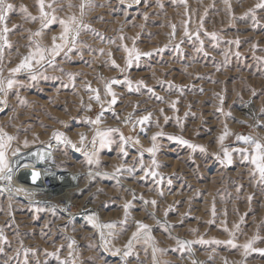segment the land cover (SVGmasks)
Instances as JSON below:
<instances>
[{
  "label": "rangeland",
  "instance_id": "374dc122",
  "mask_svg": "<svg viewBox=\"0 0 264 264\" xmlns=\"http://www.w3.org/2000/svg\"><path fill=\"white\" fill-rule=\"evenodd\" d=\"M9 2L16 6L7 22L13 29L9 33L13 47L5 50L0 78H8L9 69L27 55L30 36L50 46L52 37L61 31L56 24L51 30L44 29L42 36H32L41 25L38 20H25L19 6H27L38 16L35 0ZM69 2L74 7L69 8ZM80 3L63 0L62 5H55V14L79 18ZM256 3L258 0H229L228 4L225 0H141L139 4L134 0H92L82 17L87 28L67 57L61 54L53 66L36 69L35 80L28 72L15 76L19 83L7 96L0 93V99L7 100V105H0V128L16 137L8 159L11 166L18 161L20 165L42 153L39 170L57 181L60 191L35 190L45 185L23 175L24 165L10 185L0 181V189H13L0 192V231L7 241L0 240L4 249L0 264H24L25 251L28 264H58L45 253L59 250L60 259H65L72 241L75 264H264V252H245L242 247L259 237L253 247L264 249V186L252 178L251 166L238 154L233 153L231 165L222 163L218 141L225 125L233 133L224 141L229 150L245 147L236 135L264 139V10L257 9L253 18L249 10ZM185 23L191 39L184 36ZM213 33L216 39H212ZM124 45L152 55L141 56L138 64L134 61L121 72L111 61L125 68L128 54ZM113 79L121 83L112 85L117 103L110 106L105 84ZM126 80L132 82L131 90ZM89 85L99 90L100 102L90 99L94 94ZM173 101H177L175 111L170 107ZM148 113L151 123L141 132L135 122ZM101 114L99 125L88 122ZM109 129L119 131L112 132L113 142L101 148L97 130ZM53 132L64 133L71 143L52 139ZM157 132L164 135L156 141L155 159L160 167L153 168V157L144 149L152 146L151 137ZM81 134L86 137L83 144ZM121 135L132 138L124 145L127 156L120 152ZM169 136L199 147L193 150ZM137 137L139 144L134 143ZM16 149L19 156L12 155ZM94 151H98L93 157L98 163L89 164L85 153ZM141 156L143 168L138 162ZM129 168L134 171H127ZM153 170L159 175H145ZM153 200L155 206L144 203ZM129 202L125 217L124 205ZM92 215L97 223L115 227H94L89 220ZM136 221L148 224L154 239L147 244L134 242L133 255L125 258V245L136 231ZM177 241L190 243L181 247ZM153 247L160 249L155 260ZM117 248L119 256L113 255Z\"/></svg>",
  "mask_w": 264,
  "mask_h": 264
},
{
  "label": "snow or ice",
  "instance_id": "6c2138e0",
  "mask_svg": "<svg viewBox=\"0 0 264 264\" xmlns=\"http://www.w3.org/2000/svg\"><path fill=\"white\" fill-rule=\"evenodd\" d=\"M135 3L139 4L141 0H134ZM182 3L186 2V0H181ZM63 0H35L36 7L38 8V16L32 15L27 6L20 5L19 11L23 15V18L28 21H39L41 25V30L37 31L35 33H32V36H42L44 29L51 30V26L58 24L60 26V34L59 36H53L52 42L50 46H43L39 41H35L31 39V36L29 39V45H26V47H29V51L27 55H24L22 59L20 60V63L17 64L16 67L9 69V77L8 78H0V93H3L5 96H7L8 92L12 90L19 82L17 79H15V76L21 72H28L30 73V78L32 80L37 79L36 75V69L39 67H43L45 64H48L49 66H53L56 63V58L60 57L61 54H63L65 57L68 56V53L72 52L79 43V36L81 31L87 28V25L83 23L82 17L85 14V9L87 7H90L92 5V0H81V3L79 4L80 9V17L78 18L75 14L68 15L65 18H61L57 16L55 13L57 12V8L55 5H62ZM225 3L228 4L229 0H225ZM68 7L72 8L74 5L71 4V2L68 3ZM162 7V5H161ZM229 7L230 4H229ZM264 10V0H258V3L255 4L254 8L250 9L249 12L255 18L256 10ZM62 10V7L61 9ZM16 11V6L13 3H10L9 0H0V64L3 63L4 60V53L6 49H11L13 47L12 43L9 40V33L13 31V29H9L7 26V22L9 20V14ZM202 26V25H201ZM19 27L14 26V28ZM173 32L171 35L175 36V25L172 26ZM184 36L188 37L189 39L192 38V35L189 33L187 23H185L184 26ZM196 38L199 39V33H196ZM216 34H212V39H216ZM121 39H124L121 37ZM59 41V42H57ZM201 45H203V41H200ZM237 45L239 44V41H234ZM178 47V46H177ZM124 51L128 54L125 68H120V65L116 64L115 60L111 61V64L113 67L118 68L121 72H124L126 68H130L133 65V62L135 61L137 64L141 59V56H151L152 53H141L137 48L132 47L128 48L127 45L123 46ZM202 51L201 49H199ZM159 51H163L162 49H158ZM239 55V53H237ZM109 56H111V53H109ZM3 69L0 68V77H2ZM121 81L119 80H111L110 82L105 84V95L111 96V100L109 101V105H115L117 103V96L116 93L112 89L113 84H119ZM125 83L128 84L129 90H131L132 82L131 81H125ZM139 84H143V81L138 82ZM89 90L94 94L90 97V99H94L97 102H100L101 97L99 94L98 89H93L89 85ZM149 91H152V89H149ZM157 100H160L163 102L164 98L157 96ZM176 103L177 101H173L170 105V107L175 111L176 109ZM223 103V99L221 98V104ZM0 105H7L6 99H0ZM89 109H91V105L88 106ZM103 109V105H102ZM219 111L223 112V109H218ZM0 111H3V109H0ZM161 114H163L164 110L160 109ZM185 115H188L187 113ZM101 115H98L95 120L88 121L89 123L93 125H99L101 123ZM151 117L152 114L148 113L147 115H144L140 117L135 123L141 126V132L145 131L144 126L149 125L151 123ZM131 117H129L130 120ZM165 122L169 120V117H164ZM179 121V118H177ZM126 122H128L126 120ZM157 126H159L157 124ZM264 127V126H262ZM118 129H109L105 132H100L97 130L96 135L100 138V147L104 148L111 144L113 141L111 139V133L112 132H118ZM164 133L157 132L151 137L152 146L144 149V151L150 153L153 157L152 159V166L153 168H158L160 165L157 163L155 156L158 151V145L156 143L158 137L163 136ZM233 133L229 131L227 125L224 126L223 132L218 137V141L221 145V152L223 155L222 163H225L227 165H231L233 163V153H236L240 156L241 161L250 165L252 171L250 172V175L253 179L258 178V183L261 186H264V139L257 138L253 136L248 135H236V140L240 141L245 145V147H239V148H233L229 150L227 146L224 145V141L232 136ZM16 139V137L9 135L7 132L4 131L3 128H0V181L6 182L7 185L11 184L12 178H13V167L10 164V161L8 159V150L11 147L12 141ZM52 139L64 143V144H70L71 141L68 140V138L64 135V133L61 132H53ZM86 137L81 134L80 136V142L81 144L84 143V140ZM131 137H124L123 135L120 136V152L127 156V152L125 151L124 145L128 144L129 140H131ZM168 139L174 140L179 142L182 145H187L189 148H192L195 150L197 145H192L189 143V141L183 139L179 136H169ZM92 143L95 145L96 139L93 138ZM135 144H139V138L137 137L134 141ZM24 146L28 147V142L25 140ZM72 147L76 148V145H72ZM77 150H81L77 148ZM203 151V148L200 149ZM19 154V149H16L13 151L12 155L17 156ZM32 155H38L37 153H32ZM86 156H88V163L91 164L93 162L98 163V160L94 161L93 157H96L98 155V151H94L89 155L88 153H85ZM38 159L43 160L44 156L42 153L38 155ZM141 164V168H143V160L142 156L140 160L138 161ZM24 167H27V165H24ZM121 171V169H117V172ZM129 172H133L134 169L129 168L127 169ZM146 176L150 175L152 177H156L159 174L156 171H149L145 173ZM32 182L35 183L36 180L39 178L40 173L39 172H32ZM158 183L160 181H157ZM171 183V181H168ZM8 191L12 192L13 189L11 187H5L4 189H0V192ZM17 193L23 191L22 189H15ZM162 195V193H161ZM249 201H251L252 197H248ZM145 204L151 203L153 206H155L156 201L153 200L151 202L145 201ZM131 207V203H126L124 205V211H125V217L128 215V209ZM213 215H215V207H213ZM167 214V213H166ZM243 219V218H241ZM89 220L92 223V225L96 228H108L112 229L115 227L114 224H106L101 225L97 223V219L94 215L89 216ZM159 223V222H157ZM136 231L132 233L131 238L128 240L127 244L125 245V251L123 252V257L127 258L131 255H133V247L134 242L140 243L143 241V243L147 244L150 241H152L154 238L151 235V228L148 224L142 223L140 221H136ZM237 229L239 228V225L235 226ZM225 231H228L227 227L224 229ZM109 236L113 235L111 231L108 233ZM230 235H234L233 233H230ZM101 238L104 239V234L101 232ZM259 239V237H253V239L249 240L247 243H245L242 247L244 248L245 252L252 250V251H261L264 252V249H256L253 247L256 240ZM0 240L6 241V237L3 236L2 231H0ZM201 243H207L206 241H200ZM75 243V241H72V243L68 244L67 247L69 249L68 257L65 259H60L59 256V250L52 253H45L48 256H53L58 261V264H75V261L73 259V252H72V246ZM107 244V241H105ZM178 244H180L181 247H184L185 244H188L190 242H182L177 241ZM215 243H220L219 241H215ZM228 244L232 245L233 247H236L233 240H228ZM3 248H0V252H3ZM160 251V249H157L153 247L152 253H153V260H155V254L156 252ZM121 254L120 249H116L113 255L119 256ZM19 255V253H18ZM25 260L24 264H28L27 259V251L24 253ZM195 264V262H193Z\"/></svg>",
  "mask_w": 264,
  "mask_h": 264
},
{
  "label": "bare ground",
  "instance_id": "6f19581e",
  "mask_svg": "<svg viewBox=\"0 0 264 264\" xmlns=\"http://www.w3.org/2000/svg\"><path fill=\"white\" fill-rule=\"evenodd\" d=\"M34 148V147H33ZM37 150H39V148L37 149ZM40 151V150H39ZM38 151V152H39ZM21 153V152H20ZM22 153H24V152H22ZM40 153V152H39ZM38 154V153H37ZM19 156V155H18ZM18 158V157H17ZM40 160L39 159H32L31 161H26V162H21V164L19 165V161L17 162V163H13L12 164V167H13V176L15 177V175L17 174V172H19V170L21 169H19V166H21V165H27V167H23V168H25L24 170V172H25V174H23V175H27L28 176V174L31 176V173L32 172H39L40 173V176H39V180L45 185L44 186V188H42V189H37V188H34L35 190H42V191H45V192H50V191H60L59 190V183L57 182V181H53L52 179H50L47 175H46V172L44 173V172H42V171H40L39 170V167H40ZM27 171V172H26ZM18 176V175H17ZM19 177V176H18ZM32 177H30V179H31ZM37 179V180H38ZM17 180V179H16ZM19 181V180H18ZM61 185V184H60ZM43 187V186H42ZM51 190H50V189ZM50 190V191H49ZM41 193V192H40ZM48 196V195H47ZM51 196V195H50ZM44 197V196H43ZM40 199V201L41 202H45V201H47L46 199H44V198H39ZM61 200V199H60ZM59 200V201H60ZM68 202V201H67ZM68 204V203H67ZM87 209V208H86ZM61 210V209H60ZM77 215V214H76Z\"/></svg>",
  "mask_w": 264,
  "mask_h": 264
}]
</instances>
